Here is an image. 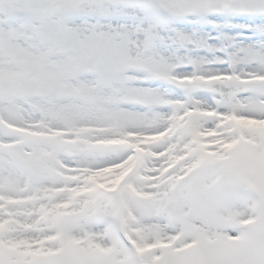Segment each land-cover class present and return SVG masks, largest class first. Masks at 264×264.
Wrapping results in <instances>:
<instances>
[{
	"label": "snow or ice",
	"instance_id": "1",
	"mask_svg": "<svg viewBox=\"0 0 264 264\" xmlns=\"http://www.w3.org/2000/svg\"><path fill=\"white\" fill-rule=\"evenodd\" d=\"M0 264H264V0H0Z\"/></svg>",
	"mask_w": 264,
	"mask_h": 264
}]
</instances>
